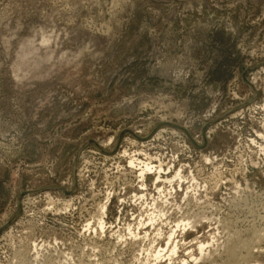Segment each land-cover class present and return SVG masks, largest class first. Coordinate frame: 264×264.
I'll use <instances>...</instances> for the list:
<instances>
[{"label": "rangeland", "instance_id": "374dc122", "mask_svg": "<svg viewBox=\"0 0 264 264\" xmlns=\"http://www.w3.org/2000/svg\"><path fill=\"white\" fill-rule=\"evenodd\" d=\"M169 230L264 264V0H0V264H148Z\"/></svg>", "mask_w": 264, "mask_h": 264}, {"label": "bare ground", "instance_id": "6f19581e", "mask_svg": "<svg viewBox=\"0 0 264 264\" xmlns=\"http://www.w3.org/2000/svg\"><path fill=\"white\" fill-rule=\"evenodd\" d=\"M251 83L255 86V84L251 81ZM172 132H173V130H172ZM111 137V136H110ZM126 139V138H125ZM110 140V139H109ZM107 142V141H106ZM149 142V141H148ZM143 145V144H142ZM136 161V160H135ZM141 162V161H140ZM147 167H149L148 165H146V168ZM157 171V170H156ZM142 173H140L141 175L143 174V171H141ZM177 175H178V172H177ZM159 179V178H158ZM85 180V179H84ZM166 180V179H165ZM141 181V180H140ZM168 182H170V181H168ZM160 220V219H159ZM149 221V220H148ZM188 222H185V220L184 219H182V220H180V221H178L177 223H176V225H175V227L177 228L176 230H178V229H180V230H185V227L186 226H188ZM89 225V224H88ZM129 227V226H128ZM143 227V226H142ZM159 227V226H158ZM104 228H105V222L102 220V219H99V223H98V227L96 228V230H98V231H100L101 233L104 231ZM95 229V228H94ZM173 229V228H172ZM142 230V229H141ZM176 230H169L166 234H164L165 235V238H164V240H165V245H164V247L162 248L161 247V245H159L158 243H156L155 241H152V243H156V247L154 246V247H151V248H153V250L151 249V251L149 252L148 250V252H146V253H149L148 254V261H150L151 263L152 262H154L155 263V261L157 262V261H159V260H161L164 256H165V254L166 253H168V255L166 254V256L169 258V259H173L174 258V256H176L177 257V259L179 260V264H189L188 263V261L184 258V257H182V256H180V255H178V250H179V244H181L180 242H179V240H177V239H175V234H176ZM162 232V231H161ZM161 232H159V234L161 235L162 233ZM138 233V232H137ZM158 234V233H157ZM158 234V235H159ZM150 235V234H149ZM158 236V239L161 237V236ZM122 237V236H121ZM121 237H120V239H121ZM117 238H118V236H117ZM123 238V237H122ZM133 238V237H132ZM135 238V237H134ZM253 238H254V236H253ZM150 239V238H149ZM252 239V238H251ZM194 240H196V239H194ZM120 241V240H119ZM204 241V240H203ZM196 243V242H195ZM154 245V244H153ZM246 245H248V244H245V246L244 247H246ZM193 248V247H192ZM203 248H204V243L202 242V241H197V243H196V246H194V248L193 249H191V250H189L188 252H187V254L189 255V257H191V258H194V259H196L195 257H194V252L193 251H195V253H196V251H198V253L200 254V255H202V253H203ZM35 250V249H34ZM141 251V250H140ZM144 251V250H143ZM186 251V250H185ZM186 253V252H185ZM185 255V254H184ZM198 255V254H197ZM175 257V258H176ZM199 257V256H198ZM201 257V256H200ZM199 257V258H200ZM199 258L197 259V260H199ZM150 259V260H149ZM147 260V259H146ZM177 260V261H178ZM192 260V259H191ZM194 261V260H193ZM196 261V260H195ZM151 263H148V264H151ZM146 264H147V261H146Z\"/></svg>", "mask_w": 264, "mask_h": 264}, {"label": "water", "instance_id": "95a60500", "mask_svg": "<svg viewBox=\"0 0 264 264\" xmlns=\"http://www.w3.org/2000/svg\"><path fill=\"white\" fill-rule=\"evenodd\" d=\"M244 79L246 80L245 76H244Z\"/></svg>", "mask_w": 264, "mask_h": 264}]
</instances>
